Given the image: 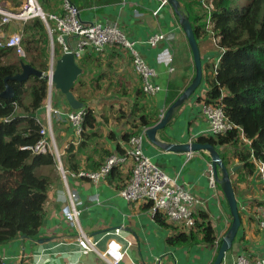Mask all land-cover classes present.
<instances>
[{
	"label": "crops",
	"instance_id": "0c3cea01",
	"mask_svg": "<svg viewBox=\"0 0 264 264\" xmlns=\"http://www.w3.org/2000/svg\"><path fill=\"white\" fill-rule=\"evenodd\" d=\"M70 1L78 8L82 21L115 24L129 40L137 42L136 50L142 59L156 70L154 83L162 88L158 94L151 97L143 94L142 100L139 101L142 96L140 79L133 71L129 57L115 48L108 47L101 55L85 50L83 56L76 59L77 64L83 60L87 65L81 74L85 76L86 84H89L93 76H101L105 80L99 83L100 90L92 92V97L99 99L106 96L107 100L104 103L102 100L94 101L98 113L95 112V106L89 105L93 109L96 124L91 129L85 128L78 140L65 117H56L54 123L66 127L56 129L57 147L61 150L59 151L63 158L67 147L73 145L75 151L79 149L77 160L81 169L92 170L108 154L118 153V147L123 150L126 146L124 135L136 131L131 125V122L136 120L131 114L134 104L152 116H163L192 82L195 63L179 17L170 6L153 15L158 7L153 0ZM38 2L40 4V0ZM8 4L11 6L12 1L9 0ZM61 6L62 0H48L45 10L49 13H60ZM194 11L197 12L196 8ZM1 31L3 35L13 33L7 34L2 29ZM156 33L171 35L172 40L149 47L145 42L149 36ZM210 37L208 35L204 39L196 40L202 63L200 86L188 100L173 110L168 124L155 135L157 143L154 144L145 137L142 149L153 163L168 176L175 178L177 183L195 198L193 212L198 219L212 227L215 243H201L202 235L198 232L197 243L190 246H169L167 238L173 231L154 220L151 210H147L148 204L129 203L118 195V189L129 177L130 163L119 169L121 175L111 176L108 181L106 179L97 184L70 178V187L76 190L80 200L79 220L82 229L97 242L100 251L106 249L110 240L117 241L127 252L122 264H155L156 260L161 264H213L221 240L231 226L232 217L219 181L222 176L219 170L218 179L214 177L215 188L209 184V153L175 152L165 149L168 144L192 143L200 137L210 136L208 123L201 115L198 100L204 97L208 90L205 78L210 71L206 66L215 65L222 54ZM57 59L54 58V62ZM53 96L54 108L65 111L63 113L71 111L69 104H65L66 99H61L63 95L60 92ZM102 105L105 107L104 111ZM64 107L66 109H63ZM121 110L125 114L119 112ZM42 111L43 108L37 113L41 122L46 117ZM115 113L117 117L113 120ZM244 142L247 146V141ZM215 149L219 155L222 153L231 158L229 146H217ZM240 166L236 159H230L227 164L241 223L221 264H234L239 255L250 259L264 256V235L259 229L257 215V206L264 198V180L256 170L251 175L237 172ZM43 170L47 169H40L37 173L53 178L54 182L47 192L45 216L38 239L34 241L20 237L0 245V264H107L95 254H79L76 244L77 229L62 214L67 209L64 186L55 169H50L49 173L48 170L42 173ZM116 228L120 229L119 235L111 234Z\"/></svg>",
	"mask_w": 264,
	"mask_h": 264
},
{
	"label": "trees",
	"instance_id": "16d2710c",
	"mask_svg": "<svg viewBox=\"0 0 264 264\" xmlns=\"http://www.w3.org/2000/svg\"><path fill=\"white\" fill-rule=\"evenodd\" d=\"M47 1L40 0L45 12ZM178 1L194 28L195 39L199 41L209 35L223 52L216 65L206 66L210 71L205 78L208 90L198 100L221 103L227 118L241 129L224 136L200 137L196 142L213 147L229 146L231 158L220 153L225 167L230 159H236L241 165L237 172L251 175L256 170L255 162L264 163V0H248L240 9L231 8L229 0H205L211 7L209 10L204 7L203 0ZM16 5H19L18 0ZM194 8L198 11L195 12ZM22 46L25 56H17L16 60L10 59L11 52L15 54L12 48H0V94L6 86H10L14 93L10 99L0 96V245L20 237L38 239L45 216L47 192L54 179L39 175L37 171H56L51 154H36L31 149L42 138L37 113L47 99L44 73L48 71L52 52L46 27L39 18L23 25ZM53 55L54 58L62 55L58 45L54 46ZM21 63L42 72L43 76H30L23 82L5 81L21 72ZM78 65L83 71L87 68L83 60ZM101 81H105L101 76H93L86 84L85 76L81 75L71 89L73 102L67 104L68 108H85L83 125L86 129L96 124L93 110L86 106L91 101L92 92L100 90ZM142 97L143 93L139 101ZM136 106L135 103L131 109L132 116L136 118L131 125L136 131L125 134L124 142L160 119L158 115L152 116ZM118 152L123 150L118 147ZM77 153L79 149L75 151L74 146L69 145L62 158L64 167L73 172L81 169ZM118 174L119 169L114 168L107 181ZM150 206L147 205V210ZM153 217L159 225L173 231L167 238L169 246L197 243L198 232L202 235L201 243H215L212 227L200 219L196 220L195 229L187 232L169 225L158 212Z\"/></svg>",
	"mask_w": 264,
	"mask_h": 264
},
{
	"label": "built area",
	"instance_id": "2783aa9c",
	"mask_svg": "<svg viewBox=\"0 0 264 264\" xmlns=\"http://www.w3.org/2000/svg\"><path fill=\"white\" fill-rule=\"evenodd\" d=\"M158 4L153 12L156 15L162 8L168 7V0H153ZM9 0H0V48H12L19 57H24L22 47V31L18 30L10 35H3L1 28L9 24L23 25L39 18L46 26L51 47L57 43L63 53H73L76 59L83 56L85 50H91L94 54L101 55L108 47L115 48L129 57L135 74L139 77L141 90L146 96L158 94L162 88L154 83L157 72L150 67L139 55L135 46L137 42L129 40L125 33L115 24H100L84 22L80 18L78 8L70 0H62L60 13H45L38 0H21V6L13 8L8 4ZM203 5L208 10L211 8ZM172 36L156 33L148 37L146 44L156 47L159 43L171 41ZM53 66H50L47 75V88L50 96L53 89L51 76ZM49 100V99H48ZM201 115L208 123L209 133L212 136H224L233 130L241 129L233 124L225 115L221 103L200 102ZM51 115L64 116L72 128L75 138L78 140L84 133L85 109L63 113L58 109L47 110V120L42 126L41 140L32 149L33 153L40 154L49 152L54 156L56 170L59 179L64 186L67 197V209L62 213L77 229L76 244L81 256L95 254L107 264H122L127 252L114 239L110 240L104 251H100L97 242L94 241L80 225V200L79 196L70 187V178L84 180L97 184L106 180L114 168L123 169L130 163L129 177L125 184L118 189V195L129 203H150L152 215L160 213L165 221L179 230L191 231L195 229L198 219L193 207L195 198L175 178L168 176L157 164L143 153L142 145L145 138V130L129 138L122 153H113L107 156L96 170H79L72 172L63 167L61 154L56 147L51 130ZM257 174L264 180V163L256 164ZM210 187L215 188L213 175L209 178ZM258 226L264 235V198L257 206ZM120 229L116 228L111 234L119 235ZM131 246L132 244L129 243ZM155 264H161L156 260ZM234 264H264V256L250 259L239 255Z\"/></svg>",
	"mask_w": 264,
	"mask_h": 264
},
{
	"label": "water",
	"instance_id": "95a60500",
	"mask_svg": "<svg viewBox=\"0 0 264 264\" xmlns=\"http://www.w3.org/2000/svg\"><path fill=\"white\" fill-rule=\"evenodd\" d=\"M168 2L171 8L173 9V11L175 12V14L179 17V23L189 43L195 63V76L192 82L190 83V85L171 104V106L167 109V111L160 118V120L155 125L151 126L146 130L147 138L150 140V142L154 144L157 143L155 139L156 133L159 130L164 129V127L168 124L173 110L180 107L182 103L188 100L196 92L202 81L201 57H200L197 41L194 36V30L192 28V25L188 17L182 14L178 0H168ZM20 65H21V72L19 74L14 75L13 77L6 78L5 81L7 79H10L17 82H23L30 76H36L39 78L43 76L42 72L32 68L28 64L21 63ZM81 74H82V69L78 66L73 53L62 54L55 61L54 70L51 76V81L53 83L55 90L59 91L65 97L69 105H71L73 102L71 89L73 88L74 83L77 81L79 76H81ZM13 95H14L13 89L10 86H6V89L0 94V96L4 99H10L13 97ZM165 149L169 151L187 152V153L196 152V151H206L209 153L211 158V167H212L213 175L218 179V170L222 175L221 187L230 210L232 223L230 228L228 229L226 236H224L223 239L221 240V245L218 254L216 256L215 261L213 262V264H221L224 259L225 253L232 246V242L238 232L241 223L237 201L230 181L229 170L223 164L220 155L218 154V151L215 149V147H213L210 144L186 142L183 144H168L165 147ZM234 169H232V172L234 171Z\"/></svg>",
	"mask_w": 264,
	"mask_h": 264
},
{
	"label": "rangeland",
	"instance_id": "374dc122",
	"mask_svg": "<svg viewBox=\"0 0 264 264\" xmlns=\"http://www.w3.org/2000/svg\"><path fill=\"white\" fill-rule=\"evenodd\" d=\"M12 1V5L13 6H17L16 5V0H11ZM230 1V7L231 8H237V9H240L241 7H243V6H245L247 3H248V0H229ZM11 5V6H12ZM196 10L198 11V8H196ZM201 12V11H200ZM49 13V12H48ZM182 14L184 15V16H186L185 15V12H182ZM22 28H23V26L22 25H19V24H9V25H6V26H4V27H2L1 29L2 30H4L7 34H10L11 32H16V31H18V30H21L22 31ZM212 38L210 37V40H211ZM212 42V41H211ZM214 44V43H213ZM54 46H57L56 44H54ZM53 49H54V47H53ZM51 56H53L52 57V59H53V62H54V55H53V52H51ZM16 58H17V56L14 54V53H12L11 52V54H10V59L11 60H16ZM51 59V60H52ZM57 92H59V91H57V90H55V88L53 89V91H52V93L50 94V99L47 101V103L45 104V106L43 107V111L41 112L42 114H44L45 113V115H46V113H47V110L49 109V108H54L55 106H54V94L55 93H57ZM64 98V99H63ZM107 97L106 96H101V98H99V99H97L96 98V96H93L92 98H91V101L89 102V104H88V106H86V108H90L89 107V105L91 106H95V112L96 113H98V110H97V107H96V105L94 104V101H96V102H100L101 100H102V103H104L105 102V100H107L106 99ZM61 99H63V101L65 100V97L63 96V97H61ZM109 99V98H108ZM65 104H68L67 103V101H65ZM103 106V111L105 110V107H104V105H102ZM63 109H66V107H64ZM90 109H92V108H90ZM93 110V109H92ZM62 111V110H61ZM63 112H65V111H63ZM119 112H124L123 110H121V111H119ZM124 114H125V112H124ZM127 114H129V112L127 111ZM119 116H121V114L120 115H118V117ZM115 117H117V113H115L114 114V117L112 116V119L113 120H116L115 119ZM54 117H53V115H51V121H52V127H53V137H54V141H55V143H56V145H58V139H57V131H56V129L57 128H61V129H64V128H66L63 124H59V125H56L55 123H54ZM120 119H122V117L120 118ZM46 120H47V118L45 117V119H44V121H40L43 125H45V123H46ZM60 150V149H59ZM61 151V150H60ZM47 172V170H43L42 171V173H46ZM221 178H222V176H220V183H221Z\"/></svg>",
	"mask_w": 264,
	"mask_h": 264
},
{
	"label": "clouds",
	"instance_id": "9594fccd",
	"mask_svg": "<svg viewBox=\"0 0 264 264\" xmlns=\"http://www.w3.org/2000/svg\"><path fill=\"white\" fill-rule=\"evenodd\" d=\"M18 1H19V5L16 6V7H14V8H18V7L21 6V0H18ZM38 3H39V2H38ZM71 3H72V2H71ZM72 4H73V3H72ZM39 5H40V4H39ZM73 5H74V4H73ZM40 6H41V5H40ZM169 6H170V5H169ZM170 7H171V6H170ZM41 8H42V7H41ZM42 10H43V9H42ZM43 11H44V10H43ZM44 12H45V11H44ZM45 13H48V12H45ZM29 22H30V21H29ZM27 23H28V22H27ZM25 24H26V23H25ZM43 24H44V23H43ZM23 25H24V24H23ZM23 25H22V26H23ZM44 26H45V25H44ZM3 27H4V26H3ZM45 27H46V26H45ZM46 30H47V29H46ZM47 34H48V32H47ZM48 38H49V36H48ZM213 43L216 45V43H215L214 40H213ZM54 44L58 45V44L55 43V42H54ZM49 46H50V50L53 52V50H54V49H53L54 45H53V47H51L50 39H49ZM58 46H59V45H58ZM22 47H23V46H22ZM59 47H60V46H59ZM60 48H61V47H60ZM23 49H24V48H23ZM220 50H221V49H220ZM61 51H62V50H61ZM221 52H222V50H221ZM222 53H223V52H222ZM24 54H25V53H24ZM62 54H65V53L62 52ZM16 56H17V55H16ZM18 57H19V56H18ZM52 57H53V56H51V59H52ZM74 57H75V56H74ZM220 57H221V56H220ZM20 58H23V57H20ZM75 60H76V58H75ZM219 60H220V58L218 59V61H219ZM55 61H56V60H55ZM218 61H217V63H218ZM217 63H216V64H217ZM54 64H55V62H53V59H52V60L50 61V63H49V67H50V66H53V70H54ZM216 64H215V65H216ZM49 67H48V69H49ZM46 73H47V71H46ZM46 73H44V75H45V77H46V79H47V75H46ZM52 73H53V72H52ZM52 84H53V83H52ZM53 89H54V86H53ZM53 89H52V91H53ZM52 91H51V93H52ZM141 91H142V90H141ZM142 93H143V92H142ZM143 94H144V93H143ZM145 96H146V95H145ZM48 99H50V96H49V94H48V88H47V99H46V103H47ZM200 102H202V101H200ZM200 102H199V104H200ZM46 103H45V104H46ZM54 109H56V108H54ZM80 109H85V108L82 107V108H80ZM58 110H59V109H58ZM77 110H79V109H77ZM71 111H76V110H71ZM71 111H69V112H71ZM45 116H46V118H47V113H46ZM53 117L56 118L57 116L53 115ZM161 117H162V116H161ZM161 117H160V118H161ZM50 119H51V117H50ZM159 120H160V119H159ZM39 121H40V120H39ZM40 123H41V122H40ZM51 124H52V121H51ZM233 124H234V123H233ZM42 126H43V124L41 123V128H42ZM236 126H237V125H236ZM84 128H85V127H84ZM149 128H150V127H149ZM147 129H148V128H144V129H142V130L140 131V132H142L143 130H145V137H147V136H146V130H147ZM51 130H52V127H51ZM84 131H85V130H84ZM233 131H234V130H233ZM140 132H139V133H140ZM52 133H53V131H52ZM137 134H138V133H137ZM137 134H136V135H137ZM82 135H83V134H82ZM82 135H81V136H82ZM133 136H134V135H133ZM210 136H212V135L210 134ZM53 138H54V137H53ZM130 138H131V137H130ZM127 142H128V141H127ZM55 144H56V143H55ZM56 147H57V145H56ZM57 148H58V147H57ZM58 150H59V149H58ZM59 152H60V151H59ZM46 153H49V152H46ZM46 153H40V154H46ZM113 153H115V152H113ZM113 153H112V154H113ZM118 153H119V152H118ZM120 153H122V152H120ZM49 154H50V153H49ZM60 154H61V153H60ZM218 154H219V153H218ZM51 155H52V154H51ZM110 155H111V154H110ZM52 156H53V155H52ZM53 158H54V156H53ZM54 161H55V159H54ZM61 162H62V155H61ZM101 163H102V162H101ZM257 163H261V162H255V166H256ZM62 164H63V163H62ZM55 166H56V162H55ZM63 167H64V165H63ZM64 168L67 169L66 167H64ZM67 170H68V169H67ZM80 170H81V169H80ZM95 170H96V169H95ZM89 171H92V170H89ZM72 172H73V171H72ZM56 173H57V176H59L57 170H56ZM211 174L213 175V173H212V167H211ZM214 177H215V176L213 175V178H214ZM59 180H60V179H59ZM127 180H128V179H127ZM127 180H126V181H127ZM216 180H217V178H216ZM126 181H125V182H126ZM60 182H61V181H60ZM125 182L122 184V186L125 184ZM214 182H215V179H214ZM215 184H216V182H215ZM122 186H121V187H122ZM63 188H64V187H63ZM119 189H120V188H119ZM64 192H65V191H64ZM66 200H67V197H66ZM146 204L150 205V203H146ZM148 210H149V209H148ZM153 218H154V217H153ZM168 224H169V223H168ZM169 225H171V224H169Z\"/></svg>",
	"mask_w": 264,
	"mask_h": 264
}]
</instances>
